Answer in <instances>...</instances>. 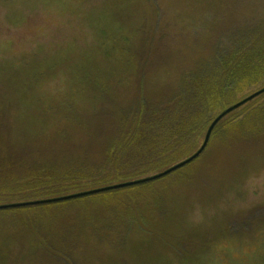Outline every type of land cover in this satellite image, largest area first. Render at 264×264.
<instances>
[{
	"label": "trees",
	"instance_id": "1",
	"mask_svg": "<svg viewBox=\"0 0 264 264\" xmlns=\"http://www.w3.org/2000/svg\"><path fill=\"white\" fill-rule=\"evenodd\" d=\"M218 1L225 5L196 9L188 21L172 18L164 7L167 16L163 14L157 0H143L140 19L127 30L124 18L117 17L121 35L108 41L118 46L113 48L118 62L107 52L103 63L115 69L105 74L101 65L99 71L122 87L121 76L130 75L131 99L114 97L103 84L106 80L98 79L92 81L102 83L94 87L96 103L70 97L50 112L31 108L40 114L18 115L11 123L10 110L17 106L4 101L19 100L20 106L27 102L23 93L11 92L14 85L20 78L50 71L55 60L40 59V72L30 67L37 55L0 66V205L146 178L190 157L217 115L264 87V5L254 10L255 0H246L243 8L230 12V0ZM5 2L13 1H0ZM88 82L83 70L79 83ZM22 88L33 93L29 85ZM243 108L216 128L200 159L175 173L179 179L203 188L195 168L216 143L222 146V167L264 164V95ZM55 114L69 118V124L62 128L61 122L52 121L55 131L48 141L38 140L36 122L45 116L50 123ZM167 178L0 212V264H127L124 253L131 250L148 264H156L164 254L190 263L215 243V235L200 238L195 229L193 234L184 229L183 217L177 215L186 197L171 195L170 187L163 185ZM207 178L217 185L215 173ZM106 254L112 257L103 261Z\"/></svg>",
	"mask_w": 264,
	"mask_h": 264
},
{
	"label": "rangeland",
	"instance_id": "2",
	"mask_svg": "<svg viewBox=\"0 0 264 264\" xmlns=\"http://www.w3.org/2000/svg\"><path fill=\"white\" fill-rule=\"evenodd\" d=\"M12 1L11 4L0 3V66L6 67L9 62L37 55L39 59L31 60L30 67L40 72L37 64L40 59L51 58L55 61L50 65L53 69L48 72L32 74L33 78L18 76L20 83L14 85L11 92L16 95L23 93V98H26L27 102L20 106L17 104L19 100L4 101L17 106L10 110L11 123L17 122L18 115L29 117L40 114L31 108L39 109L41 113L50 112L54 104H60L70 97L87 105L96 103L98 98L95 96L97 91L94 87L102 83L92 81L98 79L100 82L106 80L103 84L109 85V92L114 97L119 99L132 97L131 89L128 88L131 82L130 75L121 76L125 86L122 87L109 76L105 78L99 68L102 65L105 74L114 71L113 66L103 63L107 52L113 54V61L118 57V51L113 53V48L117 45L108 39L121 35L117 17L124 18L123 26L126 30L140 19L139 12L143 0H95L92 4H77L73 0H45L43 3L41 0ZM157 1L163 14H167L164 9L166 8L172 18L182 21L191 19L196 9L225 5L224 1L218 0ZM255 2L254 10L264 5V0ZM246 4V0H230L229 11L241 9ZM134 8L137 12L133 15L130 11ZM186 16L188 18L184 20ZM14 57H17V60H14ZM105 59L108 60L106 57ZM83 70L84 82L88 80L89 82L80 85L79 79ZM25 84L33 88V93L22 88ZM80 87H84L83 96L80 94ZM259 89L261 87L256 91ZM43 117L35 124L38 131L35 137L44 141H48L46 138L55 131L52 121L61 122L62 128L70 121L60 114L50 117V123L45 121L48 117ZM205 134L198 149L203 144ZM79 141H84V137L79 138ZM49 146L53 145L47 143L46 147L51 148ZM221 151L222 146L216 143V149L210 152L211 155H206L199 161V163L202 161L201 167L198 164L195 168L200 170L199 181L203 188L202 186L195 188L196 183L191 185L188 184V180L179 179V173L172 174L163 184L170 187L171 195L186 197L184 208L177 216L183 217L180 223L189 234H193L195 229L200 233V238L207 235L213 239V232L215 235V243L196 255L188 264H264V222L260 220L264 212V164L244 169L222 167L225 165L222 163L225 159L222 158ZM210 172L215 173L218 178V186L212 185L210 178H207ZM222 179L225 186H221ZM93 189L97 188L89 190ZM83 191L84 189L67 195ZM224 218L227 222L223 225ZM137 255L138 252L135 250L125 252L127 264H148L139 260ZM164 255H158L160 259L156 264H182ZM111 257V254H106L103 261Z\"/></svg>",
	"mask_w": 264,
	"mask_h": 264
},
{
	"label": "water",
	"instance_id": "3",
	"mask_svg": "<svg viewBox=\"0 0 264 264\" xmlns=\"http://www.w3.org/2000/svg\"><path fill=\"white\" fill-rule=\"evenodd\" d=\"M264 95V87L259 89L258 91L250 94L243 100L235 103L234 105L228 107L224 111H222L219 115L215 117V119L211 122L209 125L205 138L203 141V144L201 147L190 157L187 159L173 165L172 167L149 177L130 181V182H125V183H120L116 185H111L107 187H102V188H97L93 190H88V191H83L71 195H66V196H61V197H56V198H51V199H44V200H37V201H30V202H23V203H12V204H2L0 205V212L2 211H8V210H15V209H22V208H29V207H37V206H46V205H53V204H60V203H65V202H70L78 199H84V198H89L92 196L96 195H101L105 193H110L113 191H118V190H124V189H129L133 187H138V186H143L147 185L150 183H154L157 181H160L164 178H167L171 176L172 174L186 168L187 166L191 165L198 159H200L203 154L206 152L208 149L211 138L213 136L214 131L216 128L230 115L233 113L237 112L241 108L245 107L246 105L252 103L256 99L262 97Z\"/></svg>",
	"mask_w": 264,
	"mask_h": 264
},
{
	"label": "snow or ice",
	"instance_id": "4",
	"mask_svg": "<svg viewBox=\"0 0 264 264\" xmlns=\"http://www.w3.org/2000/svg\"><path fill=\"white\" fill-rule=\"evenodd\" d=\"M41 2H45V0H41ZM74 3L77 4H92L95 2V0H73ZM261 222H264V212H262L260 217Z\"/></svg>",
	"mask_w": 264,
	"mask_h": 264
}]
</instances>
